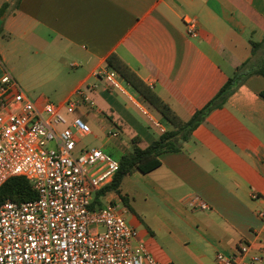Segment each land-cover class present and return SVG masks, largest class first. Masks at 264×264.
<instances>
[{
  "label": "crops",
  "instance_id": "0c3cea01",
  "mask_svg": "<svg viewBox=\"0 0 264 264\" xmlns=\"http://www.w3.org/2000/svg\"><path fill=\"white\" fill-rule=\"evenodd\" d=\"M0 79L5 41L17 29L28 49L44 55L42 66L56 75L75 68L69 94L84 83L93 110L78 112L88 122L104 118L109 136L105 152L120 158L133 141L146 148L172 127L150 111L124 80L126 94L109 88L93 73L116 55L184 120L215 99L247 61L260 58L252 41L264 40V0H0ZM199 34L187 33L186 20ZM50 52L60 55L50 57ZM245 70L240 85L214 110L180 151L160 156L161 166L135 171L121 186L127 222L152 254L165 264H216L242 243L263 255L264 264V77ZM122 78V77H121ZM133 90V92L131 91ZM119 158V159H120ZM199 194L211 211L182 204ZM257 194L258 198L253 195Z\"/></svg>",
  "mask_w": 264,
  "mask_h": 264
},
{
  "label": "built area",
  "instance_id": "2783aa9c",
  "mask_svg": "<svg viewBox=\"0 0 264 264\" xmlns=\"http://www.w3.org/2000/svg\"><path fill=\"white\" fill-rule=\"evenodd\" d=\"M186 26L189 36H198L195 19H187ZM93 76L126 94L115 69L105 66ZM93 87L84 83L60 104L47 97L34 101L8 70L3 73L0 188L21 176L33 184L38 197L0 205V264H165L138 239L121 199L106 200L105 195L96 202L97 193L114 181L120 162L103 148L81 142L92 129L78 111L93 110L89 97ZM154 123L166 132L158 121ZM110 134L118 137L119 131ZM182 204L191 211L212 210L199 194L186 197ZM262 259L242 242L234 253H219L216 264H257Z\"/></svg>",
  "mask_w": 264,
  "mask_h": 264
},
{
  "label": "trees",
  "instance_id": "16d2710c",
  "mask_svg": "<svg viewBox=\"0 0 264 264\" xmlns=\"http://www.w3.org/2000/svg\"><path fill=\"white\" fill-rule=\"evenodd\" d=\"M21 1L22 0H13V3L18 7ZM9 6V3L3 5L0 10V18L5 14ZM1 34L2 29L0 28V35ZM259 51L261 52L260 58L254 61L250 59V61L244 63L242 67L239 68V72L227 81L215 99L203 109L198 110L188 121L182 120L154 90L148 87L139 76L116 55L110 57L107 61V66L118 71L124 82L139 95L146 107L153 113L159 115L172 128L166 132H161L158 139L146 148L140 147L137 139L134 140L132 151L119 159L120 169L114 181L107 188L97 193L96 202L99 203L101 197L105 195L112 193L120 195L123 181L132 176L135 171L138 170L148 174L159 168L161 166L160 156L162 154L180 151L183 144L191 139L194 131L206 121L208 116L214 110L225 106L229 96L234 92L236 87L240 85L245 70L251 69L248 76L261 75L264 77V40L261 42L252 41L253 55L257 56ZM261 96L264 98V91L261 93ZM84 119L87 120L85 117ZM37 197L38 194L33 184L25 177L21 176L8 179L0 188V205L6 200L25 202L35 200Z\"/></svg>",
  "mask_w": 264,
  "mask_h": 264
},
{
  "label": "rangeland",
  "instance_id": "374dc122",
  "mask_svg": "<svg viewBox=\"0 0 264 264\" xmlns=\"http://www.w3.org/2000/svg\"><path fill=\"white\" fill-rule=\"evenodd\" d=\"M31 42V39L23 40L17 29L10 33V37L5 41V66L13 75L15 80L20 85L21 89L32 98L38 101L42 97H47L50 101L60 104L59 98H56L55 90H58L57 96L60 98L66 97L69 94V87L72 84V77L75 68L67 66V70L56 75L50 70L42 66L44 55H36L35 48L28 49L26 42ZM50 57L57 58L60 55H54L50 52ZM133 92V90H131ZM84 112L89 110L83 108ZM100 125L93 121L90 124L92 134L81 140L88 148H102L103 144L111 136L109 130L111 128H103L106 126L105 120L102 117L98 118ZM80 141V139H79ZM133 148L130 147V150ZM110 154L115 158H120V154L115 151H110ZM149 247V246H148ZM150 249V248H149Z\"/></svg>",
  "mask_w": 264,
  "mask_h": 264
}]
</instances>
